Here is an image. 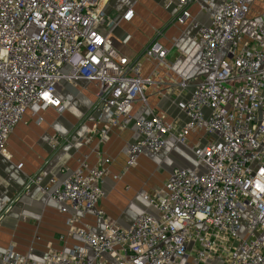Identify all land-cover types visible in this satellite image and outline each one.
Segmentation results:
<instances>
[{
  "label": "built area",
  "instance_id": "obj_1",
  "mask_svg": "<svg viewBox=\"0 0 264 264\" xmlns=\"http://www.w3.org/2000/svg\"><path fill=\"white\" fill-rule=\"evenodd\" d=\"M112 1L0 0V156L7 155V140L27 110L34 115L49 107L65 110L57 95L63 81L96 84L98 109L114 125L120 118L136 122L139 139L128 148L130 167L170 141L185 145L189 136L202 134L211 141L191 148L195 170L174 169L161 194L143 197L156 214H139L131 228L106 220L103 232L75 228L74 217L69 224L82 245L51 252L42 262L10 248L3 261L95 264L92 254L112 256L111 264H264V25L247 39L243 32L252 6L264 0H224L210 24H194L204 77L182 105V126L158 115L135 120L133 107L147 105L145 91L153 80L142 78L140 58L130 61L101 34L104 6ZM172 2L181 11L178 22L185 24L189 7L200 0ZM133 18L130 8L123 19ZM167 53L153 42L142 56L168 68ZM107 172L83 162L65 180H51L43 192L75 213L95 210L103 219L98 205Z\"/></svg>",
  "mask_w": 264,
  "mask_h": 264
},
{
  "label": "crops",
  "instance_id": "obj_2",
  "mask_svg": "<svg viewBox=\"0 0 264 264\" xmlns=\"http://www.w3.org/2000/svg\"><path fill=\"white\" fill-rule=\"evenodd\" d=\"M118 1L104 6L100 32L130 61L140 58L142 78L153 80L145 91L147 105L137 103L133 107L135 120L158 115L184 125L182 105L204 77L198 67L203 47L194 24H210L224 0H200L191 5V19L185 24L178 22L180 8L169 4L170 0L132 1L123 7ZM259 2L253 7L254 12L261 9V14L257 13L260 16L253 19L250 16L255 13L251 14L243 25L245 39L253 30L250 24L264 25V4ZM130 8L134 18L128 22L123 17ZM153 42L167 50L168 68L142 56ZM57 95L65 110L49 107L38 115L27 110L7 140V155L0 156V264H6L3 258L10 248L23 258L42 262L51 252H69L82 245L69 224L74 217L75 228L85 226L103 232L106 220L131 228L139 214H156L143 197L161 194L174 169L195 170L197 159L191 148L211 141L203 134L189 136L185 145L170 141L160 153L145 152L137 165L130 167L128 148L139 139L135 121L120 118L114 125L113 118L98 109V88L92 82L63 81L57 86ZM105 160L110 163L105 165ZM83 162L108 171L102 184L105 195L98 205L105 213L103 219L95 210L75 213L69 204L65 210L43 192L51 180H65ZM89 258L95 264L114 262L110 255L95 259L89 254Z\"/></svg>",
  "mask_w": 264,
  "mask_h": 264
},
{
  "label": "rangeland",
  "instance_id": "obj_3",
  "mask_svg": "<svg viewBox=\"0 0 264 264\" xmlns=\"http://www.w3.org/2000/svg\"><path fill=\"white\" fill-rule=\"evenodd\" d=\"M132 3V0H119L118 1V4H119V6L120 7H123V5H128V4H131ZM140 3V2H139ZM138 3V4H139ZM259 4H261L260 2L259 3H256L255 5L256 6H259ZM264 4V3H263ZM255 11L256 12H254V7L252 6V8H251V10H250V12H249V14H248V18H249V16L251 15V14H253V13H255L254 15H251L250 17H252L253 19L255 18V17H259L260 15L259 14H261V9H258V8H256L255 9ZM258 12H260L258 15H257V13ZM254 16V17H253ZM260 24V22L257 24V23H254V24H250L251 25V29H254L256 26H258ZM263 25V24H262ZM248 26V25H247Z\"/></svg>",
  "mask_w": 264,
  "mask_h": 264
}]
</instances>
